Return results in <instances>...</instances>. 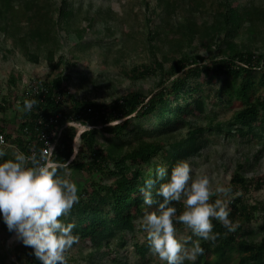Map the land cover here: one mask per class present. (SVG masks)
<instances>
[{
	"label": "trees",
	"instance_id": "1",
	"mask_svg": "<svg viewBox=\"0 0 264 264\" xmlns=\"http://www.w3.org/2000/svg\"><path fill=\"white\" fill-rule=\"evenodd\" d=\"M218 3L220 8L215 14V22L202 30L211 43L223 36L224 39L212 51L215 55L205 57L181 53L178 49L179 56L168 61V68L158 60L149 66L135 67L132 78L156 77V90L147 96L130 92L106 104L74 99L68 90L70 77L67 75L61 73L49 79L62 64V59L53 63L56 27L60 22L69 27L72 19L78 18L74 15L71 0H61L56 8V20L52 17L54 7L50 0H0V24L13 34L14 42L30 63H38L43 52L51 71L46 81H39L40 95L29 99L24 90L20 101L22 112L15 133L5 131L0 120V134L5 140V145L0 146V150L5 152L0 161L12 158L7 149L25 154H30L31 150L40 153L43 143L37 135L42 128L36 124L39 112L44 117L58 115L60 127L69 121L90 127V131L80 135L73 160L72 143L77 133L74 127H67L61 132L53 152V159L68 162L67 178L78 187V202L69 215L61 219L75 225L72 232L78 239L72 247L79 243L89 245V264H103L94 260L95 255L101 257L103 254L110 256L112 264H117L118 249L125 246L128 234L134 233L135 221L146 210H151L144 204L140 188L147 179H155L157 167H165L170 175L178 161L190 164L220 136L254 142L260 146L255 156L264 153V54H257L250 46L257 36L264 35V8L249 1L218 0ZM157 4L160 17L156 19L153 34L160 46L168 50L180 48L181 40L185 42L189 35L198 33L194 23L186 16L185 20L177 22L179 3L176 0H158ZM104 15L108 16L109 12ZM95 21L90 18L88 26L92 27ZM100 22L108 24L105 18ZM147 22L150 23V20ZM238 32H248L246 43L233 42ZM167 33L179 38L170 39ZM218 81L220 86L215 90L212 84ZM203 87L206 91L200 96ZM55 94L62 97L61 103H55ZM42 95H45L43 104L38 101ZM212 95L214 104L207 102ZM25 99L36 101L27 112L23 109ZM5 104L0 103V115L7 110ZM234 104L238 108L230 118L219 120L215 108H231ZM152 118L155 123L153 129H140ZM184 127L187 129L184 137L176 138ZM244 164L246 162L237 164L228 185L232 194H239L230 199L229 204V219L235 223V230L228 231L213 220L212 231L217 238L209 241L201 239L203 253L195 262L185 261V264H219L230 252L239 254L237 264H264V203L248 205L243 197L252 188L258 190L262 183L261 178L252 181L241 174ZM76 175L81 176L80 181L76 180ZM167 179L168 176H165L163 180H158L153 191ZM173 206L177 215L183 211L182 202H173ZM251 222L256 227L246 228L245 224ZM176 228L179 231L185 226L177 224ZM11 235L0 221V237L9 239ZM191 239L199 238L192 236ZM6 248L0 253V264H6L10 254L17 264H40L32 255V249L19 241L14 242L11 249ZM133 250L141 260H145L150 248L148 243L134 242Z\"/></svg>",
	"mask_w": 264,
	"mask_h": 264
},
{
	"label": "rangeland",
	"instance_id": "2",
	"mask_svg": "<svg viewBox=\"0 0 264 264\" xmlns=\"http://www.w3.org/2000/svg\"><path fill=\"white\" fill-rule=\"evenodd\" d=\"M50 1L54 7L52 17L56 20V8L60 6L61 0ZM173 1L175 0H170V2ZM176 1L179 3L176 9L177 22H182L186 16L194 23L198 33L189 35L185 42L181 40V47L175 48L174 51L160 46L158 38L153 34L157 25L156 19L160 17L158 0H71L74 15L78 18H73L69 27H65L61 22L56 27L57 41L52 46L53 63L62 59V64L60 70L53 73L43 52L38 63H30L14 42L13 34L7 27L0 24V29L3 28L0 30V103H6L7 106L5 113L0 115V120L5 131L15 133L17 129L22 112L20 101L26 89V82L31 78L46 81L49 73H51L49 79L62 73L70 77L68 90L74 99L108 104L130 92H140L147 96L156 90L158 78L147 77L139 80L132 78V69L135 67L149 66L154 60H158L164 62V66L168 68V61L179 56L178 49L181 53L199 54L205 57L215 55L212 51L215 45L224 39L223 36L211 43L204 37L206 34L202 30L203 27H208L215 22V14L220 8L218 0ZM237 1L240 3L249 1L255 6L264 8V0ZM107 12L109 15H104ZM90 18L96 20L92 27L88 26ZM104 18L108 20L107 25L100 22ZM147 20H150V23ZM173 35L171 33L168 38H179ZM248 35V32H238L232 40L237 44L246 43L249 39ZM257 37L250 46L257 54H264V35ZM212 86L216 90L220 86V81ZM205 89L203 87L200 96L204 94ZM207 102L214 104V96L212 95ZM237 108L238 105L234 104L231 108L224 106L215 108V111L218 112L219 120L227 121ZM188 118L190 120V117ZM154 124L152 118L143 123L140 129H153ZM186 130L184 127L176 138L184 137ZM259 147L254 142L242 141L238 138L231 140L220 136L201 152L199 158L189 164L192 169L190 175L208 176L210 188L213 191V195L210 196L211 201L212 198H223L222 194L215 193L216 186L228 187L237 164L246 162L241 174L252 181L255 178H261L262 186L258 190L252 188L245 194L244 202L248 205L264 203V153L255 156ZM6 152L12 155L14 151L7 149ZM80 177L76 175L75 178L80 181ZM238 195L231 193L230 199ZM141 224L142 217L135 221V231L133 234H128L125 246L118 249L117 264H164L151 250L145 260H141L135 254L134 242L148 243ZM245 227L255 228L256 226L251 222L245 224ZM177 236L185 240L193 235L190 230L183 228L177 231ZM16 241L14 233L9 239L1 236L0 253L3 249L7 250L6 246L11 249ZM88 248L87 243H79L68 249L65 253L66 264H89L87 254L90 249ZM10 255V259H13V255ZM10 259L6 260V264H9ZM238 259L237 252H230L219 264H237ZM94 260L103 264H112L110 256L105 254L101 257L95 255ZM209 261L211 262L212 259L210 258Z\"/></svg>",
	"mask_w": 264,
	"mask_h": 264
},
{
	"label": "clouds",
	"instance_id": "3",
	"mask_svg": "<svg viewBox=\"0 0 264 264\" xmlns=\"http://www.w3.org/2000/svg\"><path fill=\"white\" fill-rule=\"evenodd\" d=\"M35 102L25 99L24 111H30ZM69 124L83 125L82 130H89L79 122L69 121ZM4 155L0 150V157ZM53 157V149L48 146L39 154L16 150L12 158L0 161V221L14 233L17 241L32 249L40 264H66L65 253L78 239L72 232L75 225L61 219L78 202V187L67 178L68 162H59ZM191 172L184 160L172 167L170 175L165 167H157L155 179H147L140 188L144 204L153 209L145 211L141 227L150 250L164 264L195 262L203 253L200 240L217 238L212 231L213 220L228 231L236 227L229 219L232 188L217 185L215 193L222 194L223 198L210 202L213 191L208 176L193 177ZM165 176L167 181L153 191L157 181ZM173 202L183 204L179 215ZM177 224H183L199 239H179Z\"/></svg>",
	"mask_w": 264,
	"mask_h": 264
},
{
	"label": "built area",
	"instance_id": "4",
	"mask_svg": "<svg viewBox=\"0 0 264 264\" xmlns=\"http://www.w3.org/2000/svg\"><path fill=\"white\" fill-rule=\"evenodd\" d=\"M40 85H39V80L36 79H29L26 82V97L27 98H32L33 96L36 95H40ZM44 93H47V91H44ZM62 97L59 94H55L53 96V100H55L56 104H59L62 102ZM39 103L43 104L45 102V95L39 96L38 98ZM80 123V122H79ZM36 124L41 127L42 129L38 132L37 137L39 138V141L41 143H43V146L40 150L44 151L47 149V147H51L53 149L54 152V148L56 145V142L61 134V132L67 128V127H74L77 129V133L76 136L73 140L72 143V148L76 149V151L73 153V156L71 158V160H73V157H75V155L77 154V150L79 147V143H80V135L87 130V128H83V125L81 126H77L75 124H69V122H65V124L63 126H59L58 125V115H46L45 117L41 114V112L38 113V118L36 119ZM89 129L90 127L87 126ZM0 139L3 140V143H0V146H4L5 145V140L2 134H0ZM75 141V142H74ZM35 152L34 150H31L30 154ZM10 262L13 264H17L15 259H10Z\"/></svg>",
	"mask_w": 264,
	"mask_h": 264
}]
</instances>
